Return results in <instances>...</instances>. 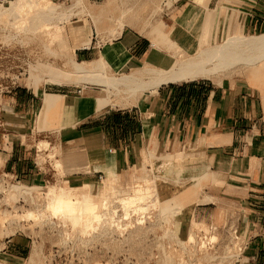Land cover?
I'll return each mask as SVG.
<instances>
[{
	"label": "crops",
	"instance_id": "1",
	"mask_svg": "<svg viewBox=\"0 0 264 264\" xmlns=\"http://www.w3.org/2000/svg\"><path fill=\"white\" fill-rule=\"evenodd\" d=\"M196 1L200 6L176 12L173 24L160 21V31L172 35L175 27H180V32L182 27L192 29L208 13L202 2L208 1L210 10L212 0ZM246 1L218 0L217 6L226 18L227 13L237 11L236 6L228 9V5ZM244 8L243 30L264 31V0H254ZM194 14L198 18L191 22ZM68 32L81 61L103 58L112 76L135 74L149 66L169 68L175 61L171 49L153 43L157 32L151 39L132 27H124L118 37L100 46L93 45L94 37L88 36L86 27L72 26ZM87 41H91L89 47H80ZM248 67L250 79L233 76L221 82L212 78L170 82L156 91H144L135 103L128 99L122 100L123 104L112 102L100 108L98 100L109 93L99 83L46 86L39 92L21 84L14 86L4 98L9 105L5 110L15 116V124L23 129L25 138L9 142L0 136V176L11 175L32 185L56 179L57 170L51 162L39 161L43 151L38 141L32 143L38 138L48 141L51 149L61 150L57 165L62 162L67 170L75 169L66 177L75 185L97 181L100 174L105 178L107 167L114 170L109 173L126 177L140 164L142 149L152 145L206 144L211 159L202 196L207 202L197 205L195 212L206 220L214 216L221 221L223 212L236 213L240 220L246 217L254 231L242 259L235 264H264V73ZM47 101L51 104L45 111ZM53 117L61 128H50ZM7 135H17V130ZM50 148L44 149L46 155ZM151 149L158 152L157 146ZM182 190L175 194L176 204L191 206L196 190H187L186 194ZM32 249L26 238H8L0 246V264H27Z\"/></svg>",
	"mask_w": 264,
	"mask_h": 264
},
{
	"label": "rangeland",
	"instance_id": "2",
	"mask_svg": "<svg viewBox=\"0 0 264 264\" xmlns=\"http://www.w3.org/2000/svg\"><path fill=\"white\" fill-rule=\"evenodd\" d=\"M51 1L60 5L58 12L71 11L73 14V16H70V20L60 22V25L63 26V32L59 34L58 38L48 33L21 31L13 24L12 18H6L2 21L3 23L0 22V136L7 138L9 142L14 139H24L25 132L20 128V125L15 124V116H11L6 111L9 107L6 100H4L5 96L9 94L7 90H12L14 86L19 84L39 92V90L43 91L46 86L90 83L84 80L85 76L83 74H78L76 71L75 63L81 62V59L77 53V48L74 47L69 37V27L76 25L86 27L88 36L94 37L93 45L100 46L105 41L118 37V35L115 36L111 33L104 22L95 24L90 16V13L96 11L106 0H84L83 7L75 5L78 0ZM253 1L248 0L244 4L231 3L227 6L228 9L237 8V11L232 14L227 13L226 18L223 12L220 14L217 19L218 26L212 37L214 42L217 43L223 38L224 30L231 35L238 32L247 35L264 33V31L249 33L247 30H243L244 7L247 3ZM217 3L218 0L211 1L210 12L218 7ZM189 6H200V4L196 0H150L141 6L138 15L132 18L131 23H127L125 27H132L151 38L150 30H152V26L149 23H152L156 28L158 27V29L161 28L160 24H163L160 22L162 20L173 24V15ZM197 18L198 15H192L191 22L196 21ZM7 19L10 20V23L7 22ZM223 24L225 26L224 30ZM162 47L168 49L165 46ZM250 70L251 67L243 66L225 76L212 79L221 82L225 77L249 78ZM97 72L102 73L103 70ZM203 79L206 78H199L198 80ZM103 88L108 89L109 96L101 99L102 101L110 100V103L119 102L118 104H123L120 99L134 98L122 91H115L105 86ZM125 95L126 97H124ZM113 97H116L117 101H114ZM138 99L134 98L133 100L136 102ZM133 100L129 103H135ZM51 120L52 125L50 128H61V124L57 119L53 117ZM14 129L17 130V135H7ZM37 141L38 148L43 151L39 153V161L51 162L57 170V178L39 185H33L35 186L33 196H36V203L29 199V196H11L13 185L21 183L32 185L33 183L18 181L11 175L0 176V246L8 238H26L29 240V247L37 249V256L33 264H235L236 261L242 259L245 244L251 232L254 231L249 220L246 217L240 220L238 219L239 215L236 213L230 215L227 212L222 213L223 220L221 221L214 216L206 220L202 216L199 217L195 212L197 205L207 202L202 196L205 195L204 188L206 185L203 186V183L209 175V160L211 159L206 144H199L198 142L185 144L182 142L161 146L152 145L151 147L157 146L158 152L152 150L151 147L142 149L140 164L130 170L126 177L121 178L118 172L116 174L109 173V171L114 170L107 167L104 168L107 173L105 180L100 181L98 179L97 181H86L87 183L75 185V183L66 179L68 172H74L75 169L67 170V165L62 164V162H60L61 166L57 165L61 150L56 147L51 149L48 141H41L39 138L32 143L35 144ZM49 148L48 155H46L44 149ZM178 153H183L182 157L190 156L188 158L192 159L190 161L191 169L187 172L190 173L187 174L189 176H182L184 174L181 171L177 173L178 171L172 170V172H169L164 168H161L164 170H160L159 164L163 162H171L175 164L172 167L176 168V162L179 159ZM109 182H113L118 186V189H123L124 192L133 195L138 192L141 193L140 189L144 190L142 193H146L145 185L154 186L155 192L162 191L165 195L158 196L154 194L148 199L145 198L141 202L131 204L132 206L129 205L128 208L120 203L119 197H115L110 206L112 211H107L108 213L103 216L100 225H96L97 228H90V231L83 233L82 236H80L81 231L78 232L80 228L66 222L61 215L53 216L50 221L46 220L44 222L38 217L36 220V218L23 216L28 210L46 209L49 194L47 190L40 191L39 186H64L68 191L77 189L82 195L92 193L99 197ZM71 186L78 187L74 189ZM142 187L145 189H142ZM181 188H183L182 194H186L187 190L193 188L198 190L194 197L195 202L191 205L193 213L180 215L178 220L173 217H170L169 221L158 220L157 209H169L174 206L176 204L175 194ZM155 200H159V203L156 204ZM231 208L233 207L231 206ZM113 209L117 213H114ZM17 215L18 217H16ZM108 215L111 216L113 221ZM110 220L112 224L114 223L113 225H110ZM119 221L120 224L123 223L122 229H117ZM139 221H143V223L139 224ZM104 225H108L107 230H105ZM109 228H115L117 231L112 230L109 236L107 234L111 230ZM245 228L247 230L244 232L243 229ZM95 229L98 232H93ZM130 230L133 234L130 233ZM101 232L103 233L102 236H100ZM190 233L195 234V240L192 242L188 240ZM93 234H97L99 237H94ZM91 235L94 239H90ZM172 236L173 238H171ZM214 236L215 238H213ZM168 254H172L173 258L171 260H168ZM211 256L214 257L211 258ZM222 258L225 260L223 261ZM29 262L27 264H32L33 261Z\"/></svg>",
	"mask_w": 264,
	"mask_h": 264
},
{
	"label": "bare ground",
	"instance_id": "3",
	"mask_svg": "<svg viewBox=\"0 0 264 264\" xmlns=\"http://www.w3.org/2000/svg\"><path fill=\"white\" fill-rule=\"evenodd\" d=\"M147 1L149 2L150 0H106L103 5L97 8L96 11L90 13V16L92 17V20L95 24L104 22L111 33L117 36L122 33L125 25L127 23H131L132 18L138 15L141 6L143 4H146ZM202 4L207 9L208 13L203 15L196 22L192 29H185L182 27V29H180V32V27H175L174 34L168 35L162 33L160 29L153 26L152 23H149V25L152 26L150 35L157 32L156 36L153 35V43L155 45H159L160 47L165 46L173 51L175 61L171 67L158 68L149 66L146 69L143 68L144 71L141 70L135 74L115 77L110 76L107 73V63L103 58H101L100 60L92 62H76L75 67L77 73L81 75L83 74V76H85L84 80H86L87 82L102 84L108 88H112L115 91H122L123 93H127L129 96H133L137 99L144 94V91H156L162 84L196 80L199 78H219L243 66L248 67L251 65L252 69L258 74L264 73V33L257 35H246L245 33L238 32L234 35H231L229 32H225V26L223 24V38L216 43L214 42L212 37L214 35L215 29L218 26L217 19L220 17L221 9L217 7L210 12L208 9V1H203ZM75 5L83 7L84 0H78ZM59 7V4L54 3L51 0H12L9 6L0 7V22L4 21L6 18H12L13 24L19 30L21 29V31L23 30L33 33H48L49 35L52 34L55 38H58L59 34L63 32V26L60 25V22L69 19L71 15L73 16L71 11L58 12ZM7 22L10 23V20H8ZM90 42L91 41H87L81 44L80 47H89ZM99 70H103V72L98 73L97 71ZM124 97H126V95ZM48 98L55 99L57 101L60 99V97H58L57 95H48ZM124 99L126 100V98ZM107 103H110V100H98L97 105L100 108ZM50 104L51 103L49 101L46 102L44 108L45 111H47V107ZM182 154L183 153L177 154L179 156H177L179 159L176 162V168L172 167L175 164L171 162H163L159 164L160 170L165 169L169 172L175 170L176 172L178 171L177 173L181 171V173L184 174L182 176H188L187 174L190 173L187 172L191 169L190 161L192 159L188 158L190 156L182 157ZM155 186H157V184H155ZM39 187L40 191L47 190L49 194V202L46 205V209H39L37 211L28 210L25 214H23V216H25L26 218H36V220L38 217L41 218L44 222L46 220L50 221L53 216L61 215V217L66 222L71 223L74 227L80 228V230H78V232L81 231L80 236H82V234L87 232L90 228L96 227V225H100V222L103 221V216L108 213L107 211H112L110 206L114 202L113 199L115 197H119L120 203L128 208L130 207L129 205L135 202H141V200H144L145 198L148 199V197L150 198L154 196V194L158 196L165 195V193L162 191H159L158 193L155 192L154 186L152 187L149 185H145L146 193H142V191L144 190L140 189L139 191H141V193L138 192V194L136 192L137 194L133 195L131 193L124 192L123 189H118V186H116L113 182H109L106 185L104 191L99 197L92 193L82 195L77 189L74 191H68L64 186L53 185L47 187ZM73 188L75 189V187ZM143 188L144 187H142V189ZM34 189L35 186L33 185H27L24 183L16 184L12 186L11 196H29V199H31L33 202H36V196H33ZM195 190L196 192L198 191L196 188ZM155 203H159V200H155ZM157 210L158 220L169 221L170 217L178 220L180 215L184 216L185 214H189L192 208L186 203L184 205L175 204L169 209L159 208ZM113 212L115 213L116 211H114L113 209ZM16 217H18V215ZM112 221L110 225L114 224H112ZM141 222L143 223V221ZM141 222L139 221V224H141ZM120 223L121 222L119 221L117 229L123 226V223ZM107 226L108 225H104V227L106 228H104L105 230H107ZM124 227L127 228L126 226ZM112 230H114V232L117 231L115 228H112L110 232L107 233L109 236ZM94 231L97 230L95 229L93 230V232ZM131 232L132 230H130V233ZM102 234L103 233L101 232L100 236H102ZM96 236L97 234L94 235V237ZM94 237L92 238L91 235L90 239H94ZM171 238H173V236ZM213 238H215V236ZM188 240L191 242L194 241L195 234L190 233L188 236ZM36 253L37 249L34 248L33 255L30 259V262L33 261L32 264L34 263V256H36ZM213 257L214 256H211V258ZM167 258L168 260H171L173 258L172 254H168Z\"/></svg>",
	"mask_w": 264,
	"mask_h": 264
},
{
	"label": "built area",
	"instance_id": "4",
	"mask_svg": "<svg viewBox=\"0 0 264 264\" xmlns=\"http://www.w3.org/2000/svg\"><path fill=\"white\" fill-rule=\"evenodd\" d=\"M11 1L12 0H0V7L10 5V2ZM10 90H7V91H10ZM98 178H99L100 181H103L104 180V176L102 174H100Z\"/></svg>",
	"mask_w": 264,
	"mask_h": 264
}]
</instances>
